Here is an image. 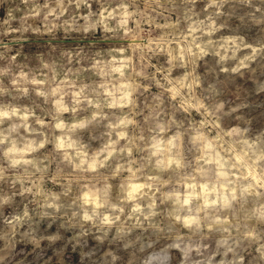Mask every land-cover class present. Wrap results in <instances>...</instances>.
Instances as JSON below:
<instances>
[{
  "label": "rangeland",
  "instance_id": "1",
  "mask_svg": "<svg viewBox=\"0 0 264 264\" xmlns=\"http://www.w3.org/2000/svg\"><path fill=\"white\" fill-rule=\"evenodd\" d=\"M0 264H264V0H0Z\"/></svg>",
  "mask_w": 264,
  "mask_h": 264
}]
</instances>
